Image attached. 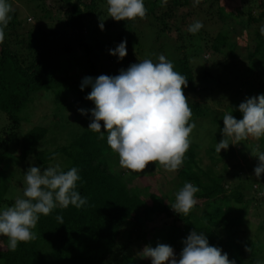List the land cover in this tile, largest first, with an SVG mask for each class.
<instances>
[{
    "label": "trees",
    "instance_id": "16d2710c",
    "mask_svg": "<svg viewBox=\"0 0 264 264\" xmlns=\"http://www.w3.org/2000/svg\"><path fill=\"white\" fill-rule=\"evenodd\" d=\"M72 1L57 0L61 9L58 19L62 21L57 24H61L62 32L57 29L53 35L39 29H24L19 20L17 22L16 10L12 9L9 13L12 18L4 30L5 39L0 44V112L9 122V134L0 143V166L8 155L9 147H13L17 152L12 155L13 158L22 163L31 161L34 167H40L42 171L55 160H59L62 171L76 167L80 180L77 181L75 190L87 199V204L80 209L72 205L67 208L57 205L49 215H41L32 230L36 238L27 243H19L14 252L8 249V238L0 236V264H151L150 259L143 260L133 255L129 248L127 250L130 239L142 240L147 246L152 241L156 244L160 241L161 244L170 246L179 258L183 242L192 231L204 233L209 246L221 249L222 254L226 253L235 264L264 261V240L262 241L263 237H258L264 231V217L259 224L250 223L245 228L240 214L235 215L230 209L221 210V207L226 208L230 203L240 205L243 209L242 196L239 192L226 194L223 190L224 176L228 173L225 161L232 162L234 157L229 149L216 152V143L222 139L223 116L226 113H209L205 105L212 99L210 94L223 92V89L228 88V82H234L238 87L230 89L233 94L231 92L230 96L225 93L232 103L231 107H226V111L240 120L242 114L237 110L239 105L248 98L264 95V35L258 28L260 26L256 27L264 20V0H250L253 6L239 13L235 9L229 10L227 3L231 0H204L198 5L194 19L189 24L196 21L203 24L196 34L188 32L187 20L192 14L180 13L188 8L190 0H167L166 5H162V0H144L147 9L144 19H150L153 26L150 59L156 63L158 57L164 55L173 64L174 70L187 78V86L183 92L192 108L190 124L206 115H211L212 118V130L206 134L210 144L206 154L211 166L204 169L199 167V160L196 158L199 146L191 141L183 164L175 171L174 176L179 181L176 183L178 190L185 183H192L200 189L195 194L197 203L204 205L200 222L190 220L197 203L188 215L180 216L171 209L175 196L160 197L148 193L146 186L138 189L133 185V180L141 174H128V170L119 166L118 155L107 145V133H103L102 122L101 133L88 130L91 122L88 121L65 144H53L51 151L40 148L46 134L53 133L43 127H32L18 139L15 137L23 120L19 117L20 112H26L27 106L32 104L33 98L38 94L53 95L55 99H59V94L60 99L64 100L61 105L64 109V92L73 93L74 97L70 98H73L74 103L84 106L85 118L88 114L86 111L95 107L93 102L86 99L91 92L89 86L81 90V76L80 79L69 80L61 72L63 66H72V62L62 65L56 61L66 60L64 57L76 49L82 54L86 74L89 77L95 76L97 57L89 45L84 43L82 33L88 25L87 19L94 14L95 1L74 0L75 4ZM144 19L119 21L118 25L119 39L123 33H127V45L131 47L134 43L138 52L140 37L131 36L132 24ZM235 26L245 35L244 46L252 44L243 59H237L234 46L228 41V34L236 35ZM250 26L254 27L252 31L248 30ZM11 34L13 41L8 43ZM58 35L61 36L59 41ZM196 46L209 53L204 58V66L199 63L197 67L199 55H195ZM129 57V54L123 59L113 56L112 66L115 68L120 65V69L124 70ZM86 77L83 76V79ZM198 96L202 98V102L194 99ZM102 134L104 139H99ZM242 141L251 145L246 150H251V156L257 145L260 151H264V137L252 143L247 139ZM220 162L223 166L222 174L214 169ZM147 167L149 178L153 176V172H158V163H150ZM236 171V176L243 175V179H251L243 170ZM7 189L8 183L0 176V210L13 206L15 202L5 198ZM144 192H147L146 200L140 196ZM157 215L170 219V223L164 229H154L152 232H155V237L148 239L144 232L145 226ZM57 216L63 217V224L60 225ZM126 227L127 241L119 242ZM246 248H251L252 251L248 253ZM119 251L125 253L118 256Z\"/></svg>",
    "mask_w": 264,
    "mask_h": 264
},
{
    "label": "clouds",
    "instance_id": "9594fccd",
    "mask_svg": "<svg viewBox=\"0 0 264 264\" xmlns=\"http://www.w3.org/2000/svg\"><path fill=\"white\" fill-rule=\"evenodd\" d=\"M199 2L194 0V6ZM166 3L167 0H162V5ZM11 11L7 0H0V44L5 39L4 30L12 18ZM107 12L117 22L144 19L147 15L143 0H107ZM99 27L103 30L102 23ZM202 27L203 24L196 21L189 25L188 32L196 34ZM261 34L264 35V28ZM109 54L123 59L127 55L126 41ZM85 86H91L86 99L95 105L88 130L101 133L103 123L107 145L118 155L122 169L128 170V174H140L150 163H158L167 172H175L181 167L195 125L189 123L193 113L183 92L187 78L175 71L164 55H160L156 63L144 59L130 65L114 77L100 75L95 80L86 77L81 90ZM237 110L242 114L240 120L231 113L223 116L222 139L216 143L217 153L249 137L255 140L264 137V95L246 99ZM79 111L84 114V110ZM99 139H104L103 134ZM252 156L259 161L254 168V174L259 178L264 173V151L259 150V145L253 149ZM24 178L23 197H18L13 206L0 210V236L8 238V249L13 252L19 243L36 238L32 230L41 215H49L57 205L80 209L87 204V199L75 190L80 180L76 167L65 172L59 165L43 171L33 166ZM199 191L192 183H185L175 193L171 209L180 216L188 215L197 203L195 194ZM56 219L63 224L62 216ZM183 244L179 258L166 244H158L155 248L145 246L139 255L150 259L151 264H235L226 253L222 254L221 249L209 246L204 233L192 231ZM245 251L250 253L252 249ZM256 264H264V261L257 260Z\"/></svg>",
    "mask_w": 264,
    "mask_h": 264
},
{
    "label": "rangeland",
    "instance_id": "374dc122",
    "mask_svg": "<svg viewBox=\"0 0 264 264\" xmlns=\"http://www.w3.org/2000/svg\"><path fill=\"white\" fill-rule=\"evenodd\" d=\"M94 1V14L92 15V17H89L87 19L86 22L88 25L85 27L84 31H82L85 37L84 43L89 45V47L92 49V53L97 57L95 61V76L90 77L95 80V78L99 77L100 75H107L112 77L118 75V72L121 71L120 65L115 68L112 66L113 55H110L109 53L111 50H114L122 41H126L127 54L132 57H129V65L127 64L124 70H127L130 65H133V62L136 64L143 61L144 59H150L151 56L149 54V47H152L153 32V26L150 19L146 18L144 20L136 21L132 24L131 36L133 37L138 35L140 37V52H138V49L136 48V45L134 43L131 47L127 45V42L129 41L127 38V33H123V35L119 39V22L114 21L111 17H109L107 12V1ZM203 1L204 0H200L199 4H202ZM262 2L264 4V1ZM7 3L10 4L13 10H16L18 16L17 22L19 20V22L25 27L24 29H30L32 31L39 29L40 31L45 33L50 32L52 35L57 29L62 32L61 24H57V22L60 21L59 19L61 13V9L58 5L57 0H7ZM72 4H75L74 0L72 1ZM199 4L194 6V0H190L188 8H185L180 12L182 14H192V16L187 20V22H189L188 25L194 19V15L196 14V9ZM227 4L229 5L230 11L232 9L234 11L235 9L238 13L239 11H247L249 10L250 6H253L251 5L250 0H231ZM193 8L194 10H192ZM101 23L103 24V30H101V28L99 27ZM256 27L260 29L264 28V20L262 22H259ZM253 28V26H250L248 30L252 31ZM234 30L236 31V35H234V33L228 34V41L231 45L234 46V53L237 59H243L245 58L246 53L250 50L252 44L250 43L247 47H245L243 44V41L245 39L244 33H240L239 29L236 26ZM57 37H59L57 39V41H59L61 36L58 35ZM8 39V43H12L13 34H11V38ZM50 41L54 42L53 40ZM195 50V55H199V60H196L198 64L197 67H199V63H201V66H204V58L209 55V53L203 52L202 49L197 46L195 47ZM65 58L66 60L56 59V61L62 65L72 62V66H67V68L63 66L61 69V72L65 73L66 77L69 80H76L77 78L80 79V76L82 80L83 76L89 77L86 74V65L82 58V54L79 51L73 49L67 56L64 57V59ZM62 61L66 63H61ZM192 63L194 64L195 62L192 61ZM109 64H111V66H109ZM228 83L229 86L227 89H223V92L218 91L210 94L212 99H209L208 101L206 100L207 102L205 105L209 113H228L226 111V107H231L232 103L228 98H226L227 96L225 95V93L231 96L232 91L230 89L234 90V88L236 89V87H238L234 82ZM89 90L91 91V86H89ZM73 95V93L70 94L68 91L64 92V96L62 97L63 99H66V101L64 102V109H62L61 107L64 100L60 99L59 94V99H55L53 95L48 94H38L37 96H35L36 98H33L32 104L27 106L26 112L24 110L19 114V117H21L23 120L20 124L19 132L17 131L15 133V137L18 139L22 133L26 132L32 127L37 126L47 129L48 132H53L52 134H46V136L44 137V142L40 145V148L42 150L51 151L54 148L53 144H65L66 140H68L73 134L80 132L82 127L88 121L92 120L90 110L86 111V113H88L86 118L84 117V114H80L79 110H84V106L74 103L73 98H70ZM194 99L202 102V98H200V96L195 97ZM210 116L211 115L203 116L201 119H197L191 123L194 124L195 127L192 131L194 134H190L189 139L190 141L195 142L197 146H199V148L197 147L198 150L196 151V158L199 160L198 165L201 169L211 166L208 155L206 154V149L210 145L208 143V136L206 134H208L212 130V127H210L212 118ZM54 117H56V120L54 119ZM8 130L9 122L7 121L6 117L0 112V143L3 141L4 137L9 134ZM55 130L57 131L55 132ZM53 137L55 139L51 140V138ZM7 138L9 137L7 136ZM49 141L52 144H50ZM247 141L250 143H252V141L257 142L251 137H249ZM229 143H231V140L229 141ZM243 145L245 147H243ZM250 147V144L247 145V142L244 143L243 141L239 142V144L236 145L230 144L228 149L234 155L233 161H225V164H227L228 168H232H225L226 172L228 173L227 176H224L223 190L226 194L239 192L242 196L241 205H243V209L242 207H240V205H237L235 203H230L226 208L221 207L222 211L230 209L231 213H235V215L240 214L245 228H248L250 223L253 225L259 224L264 217V195H262V193H264V173H261L259 178L255 176L254 168L258 165L259 161L257 158L249 154L251 150L246 151ZM9 148L10 150L8 149V155L5 161L0 166V176L8 183V189L5 194V198L15 201L18 197H23V189L25 187V173L30 167H33L35 165L31 161H29L30 163L28 161L22 163L16 158H13L14 156L12 157V155L17 152L13 147ZM221 151L225 152L226 150ZM242 155L243 158H241ZM56 165H59L60 168H62L59 160H55L52 163L48 164L46 168ZM230 165L232 166L230 167ZM214 169L217 173L222 174L223 166L221 165V162L217 163ZM237 169H240V172L243 170V173H245L246 176L250 177L251 179H243V175L239 174V176H236ZM140 174L141 175H137V179L133 180V185H136L138 189L146 186L148 188V193L157 194L160 197L175 196V193L179 191L176 187V183L179 181L174 177L175 172H167L159 164L158 172H153V176L151 178H149L150 173L148 171V167H146V169ZM147 192L140 194L142 199H147ZM147 203L149 202L147 201ZM203 213L204 205L203 203L198 202L195 209L192 211V215L190 216L191 222H200ZM169 221L170 219L165 218L163 215L153 216L152 222L150 224H146L145 226L144 232L146 233V238H154L155 232L153 233L152 231L159 228L164 229L166 225L170 223ZM127 234L128 227H126V229L121 233V236H123L122 238H125V240H122L121 238L119 242L126 243ZM134 237H136V232H134ZM258 237H263V241L264 231ZM130 240L128 239L130 243L127 245V250L129 248L133 255L145 260V258L141 257L139 254L147 245L143 243L142 240H136L135 238H132ZM158 243L161 244L160 241H158L157 244L155 241H152V243L148 246L155 248ZM0 245H2L1 241ZM183 247L184 245L182 246L180 252L182 251ZM124 253V251H119L117 255L119 256ZM174 253L176 252L174 251Z\"/></svg>",
    "mask_w": 264,
    "mask_h": 264
}]
</instances>
